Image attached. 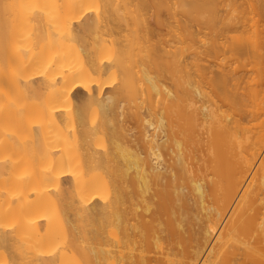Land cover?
Returning a JSON list of instances; mask_svg holds the SVG:
<instances>
[{
    "label": "bare ground",
    "instance_id": "6f19581e",
    "mask_svg": "<svg viewBox=\"0 0 264 264\" xmlns=\"http://www.w3.org/2000/svg\"><path fill=\"white\" fill-rule=\"evenodd\" d=\"M263 148L264 0H0V264H264Z\"/></svg>",
    "mask_w": 264,
    "mask_h": 264
},
{
    "label": "rangeland",
    "instance_id": "374dc122",
    "mask_svg": "<svg viewBox=\"0 0 264 264\" xmlns=\"http://www.w3.org/2000/svg\"><path fill=\"white\" fill-rule=\"evenodd\" d=\"M176 11H177V14H178V15L176 14L177 16L175 15V18H176L177 20L179 19L178 21L182 22V21H181V18L183 17V20H184V16H181V15H183V14H181V12H180L179 10H176ZM176 11H175V13H176ZM175 13H174V14H175ZM179 16H181V18H180ZM193 25H194V24H193ZM194 26H195V25H194ZM195 27H196V26H195ZM195 27H194V28H195ZM164 31H165V30H163L162 33H163ZM164 33H165V32H164ZM167 81H168V80H166V82H167ZM168 82H169V81H168ZM263 155H264V148H263V150L261 151V154H260V158H259V159H261ZM257 163H259V160H258ZM222 221H223V220H222ZM220 224H221V226L219 225V229L227 228V227H232V225H233V226H236V229H238L239 231H240V228H241V230L244 229V231H241V232L244 233V234L246 233L245 236L247 235V232H248V235H249V232H250L249 228L247 229V227H245V226H241V225H240V226H238V227H239V228H238L237 225L233 224L232 222L229 223L227 217H226V219H224V222H222V223L220 222ZM229 224H230V225H229ZM244 227H245V228H244ZM245 231H246V232H245ZM234 243L237 244L238 242L235 241ZM253 253H254V254H253ZM247 254H248V256H249L251 259H253V260L255 259L254 261L260 260L259 257H258V255L260 256V253L257 251V249H256V250H255V249L249 250ZM257 254H258V255H257ZM255 255H256V256H255Z\"/></svg>",
    "mask_w": 264,
    "mask_h": 264
}]
</instances>
